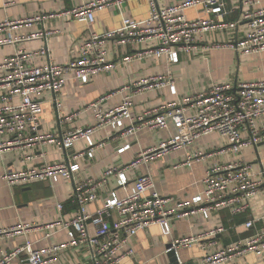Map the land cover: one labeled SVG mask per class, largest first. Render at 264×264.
I'll return each instance as SVG.
<instances>
[{
    "label": "built area",
    "instance_id": "obj_1",
    "mask_svg": "<svg viewBox=\"0 0 264 264\" xmlns=\"http://www.w3.org/2000/svg\"><path fill=\"white\" fill-rule=\"evenodd\" d=\"M127 1L84 0L68 14L91 26L96 20L97 11ZM241 3L240 17L229 21L226 19L231 13L228 0H185L166 7H160L156 0H150L149 17L141 21L125 18L120 27L104 33H91L80 43L77 57L68 64H36L34 60L47 53L45 46L37 51L20 49L4 59L0 64V151L32 147L36 143H56L69 150L81 138L86 139L89 146H93L91 136L99 127H111L126 135L143 128L169 129L170 126H174L176 132L159 144L140 152L125 169L109 168L101 180L87 179L75 185L70 200L74 207L72 216L49 225L68 229V242L41 250L27 242L12 251L0 253V264H11L21 255L30 264H47V257H53L60 249L83 244H89L91 256L88 261L78 264H121L124 257L132 252L127 250L130 242L141 230L151 225H161L164 233L168 234L170 220L180 218L185 210H197L206 217L226 208L233 214H241L249 210L250 200L257 193L262 192L264 195V159H258L262 167L257 175L253 171V164L243 157L234 163L217 164L208 169L203 194L178 203L176 207L170 206L171 198L155 190L152 177L144 174L137 177L124 197L120 198L116 192H112L95 213L87 211V206L99 199V189L110 175L117 174L119 185L127 187L126 169L165 157L204 135L217 132L228 143L226 147L206 154L209 156L214 152L223 155L241 153L246 148L253 147L258 151L259 145L264 143V80L243 82L236 88L230 83L214 84L207 91L185 97L179 102L169 101L137 116L131 110L134 95L126 96L120 105L107 111H102L99 102H96L91 105L97 118L96 126L78 128L64 134L40 132L45 91L59 93L70 73L76 79L88 82L96 74L110 70L113 64L107 58L109 41H113L115 45L135 47H142L149 42L152 44L127 54L124 57L127 62L161 59L164 56H168L172 62H178L180 53L196 49L197 41L204 34L222 28L235 29L240 23H245L246 35L227 46L244 54L264 51L263 0H241ZM191 8H203L207 16L190 19L186 12ZM50 17L53 15L1 21L0 32H7L0 39V45L46 38L50 31L45 29L22 36L14 35L10 29L32 27ZM166 86H169L172 93H176L173 79L164 75L143 78L134 82L131 87L135 89L134 94H138ZM72 117L67 116L65 120ZM88 154L92 156V151ZM79 155L81 154L68 156L63 161L44 164L38 168L27 166L18 171H7L0 175V179L10 184H23L74 178L80 169V164L76 161ZM204 156L203 152H197L193 157L189 156L184 164L189 165L193 158L200 159ZM30 158L25 155L23 161ZM63 209V204H59V210ZM113 211L117 212L118 217L110 221ZM261 220H264V215L258 219L250 218L246 226L253 228L252 234L206 254L199 264H219L248 252L256 253L264 264V224L259 228L254 226ZM90 223L97 228L93 236L89 232ZM28 228V224L0 228V239L14 237ZM223 232V227L210 229L197 236L177 239L172 247L177 249L192 246L203 239H215ZM210 244L216 245L217 242L213 240ZM179 264L192 263L180 261Z\"/></svg>",
    "mask_w": 264,
    "mask_h": 264
},
{
    "label": "crops",
    "instance_id": "obj_2",
    "mask_svg": "<svg viewBox=\"0 0 264 264\" xmlns=\"http://www.w3.org/2000/svg\"><path fill=\"white\" fill-rule=\"evenodd\" d=\"M84 0H0V22L17 20L36 15H53L43 23L32 27L10 29L16 36L45 29L50 31L46 38L19 41L0 45V64L7 57L20 49L37 51L43 46L47 53L34 61L38 65L45 63L68 64L78 55L80 43L91 33H104L123 24L125 18L141 21L149 17L150 0H128L127 2L96 12V20L91 26L86 21L78 20L68 14L69 11ZM160 7L185 0H156ZM264 4V0H263ZM231 13L226 17L229 21L238 19L241 15V0H228ZM187 17L194 19L207 16L203 8H191ZM7 31L0 32V39ZM247 33L245 23H240L235 29L222 28L203 35L196 43V49L181 52L178 62H172L168 56L161 59L149 58L127 62L124 57L137 48L152 45L145 43L142 47L132 45H115L107 43V58L113 64L110 70L93 76L88 82L76 79L70 73L62 90L54 94L45 91L43 112L40 117L41 133H68L78 128L87 129L97 125L93 103L99 102L102 111H107L120 105L126 96L134 95L132 113L134 116L143 111L161 106L169 101H181L185 97L207 91L212 85L230 83L237 87L243 82L264 80V51L244 54L227 46L244 37ZM164 75L173 79L176 93L169 86L160 89L134 94L131 86L143 78ZM72 115V119L65 120ZM176 132L174 126L169 129H140L133 134H122L111 127L97 128L91 138L93 146L86 139L74 142L71 149L65 150L56 143H36L32 147L10 148L0 151V175L7 171H18L25 167H40L67 159L68 156L81 154L76 161L80 169L74 178L58 181H35L23 184H10L0 179V228L18 225H30V228L11 238L0 239V253L12 251L27 242L36 249H46L68 242V229L49 227L60 219H69L74 211L70 202L75 185L78 182L94 179L101 180L109 168L125 169L140 152L153 147L169 138ZM130 145L129 148H125ZM227 139L217 132L200 137L194 143L183 149L170 152L165 157L140 164L135 168L126 169L127 187L118 183V175L112 174L99 189V199L87 206L88 213H95L116 192L122 198L131 189L140 175H150L155 184V190L161 195L171 198L170 206L190 201L202 195L207 170L217 164L234 163L246 157L253 165V171L258 175L262 165L258 159H264V143L258 151L246 148L241 153L226 155L209 154L216 149L226 147ZM92 151V156L88 154ZM203 152L204 157L192 159L184 164L189 156ZM31 158L23 161L24 156ZM59 204L64 209L59 210ZM184 215L170 220V233L166 234L161 225H151L141 230L136 238L127 246L132 252L127 254L121 264H174L169 254L168 246L175 240L200 235L210 229L223 227L224 232L215 239H203L188 247L177 248L178 260L199 264L206 254L212 253L252 234L253 228L246 226L250 218L258 219L264 215V195L257 193L251 200L249 210L241 214H233L230 209L214 212L206 217L202 212L188 209ZM118 217L113 211V221ZM264 220L255 223L259 228ZM89 232L93 236L97 232L94 224H89ZM216 240V245L210 243ZM91 247L83 244L76 247L62 248L56 255L48 256L47 264H78L90 259ZM21 255L11 264H30ZM219 264H262V259L254 252L236 256Z\"/></svg>",
    "mask_w": 264,
    "mask_h": 264
},
{
    "label": "water",
    "instance_id": "obj_3",
    "mask_svg": "<svg viewBox=\"0 0 264 264\" xmlns=\"http://www.w3.org/2000/svg\"><path fill=\"white\" fill-rule=\"evenodd\" d=\"M172 248V249H171ZM169 249V254L173 257L172 258V262H174V264H177V260H178V255H177V250L175 248L172 247V244H170L168 246Z\"/></svg>",
    "mask_w": 264,
    "mask_h": 264
},
{
    "label": "trees",
    "instance_id": "obj_4",
    "mask_svg": "<svg viewBox=\"0 0 264 264\" xmlns=\"http://www.w3.org/2000/svg\"><path fill=\"white\" fill-rule=\"evenodd\" d=\"M71 202V201H70Z\"/></svg>",
    "mask_w": 264,
    "mask_h": 264
}]
</instances>
